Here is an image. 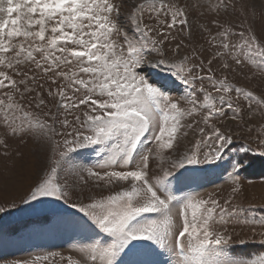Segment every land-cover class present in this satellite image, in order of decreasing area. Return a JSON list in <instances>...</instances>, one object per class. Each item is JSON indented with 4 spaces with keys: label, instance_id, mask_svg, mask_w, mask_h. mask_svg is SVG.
I'll return each instance as SVG.
<instances>
[{
    "label": "snow or ice",
    "instance_id": "6c2138e0",
    "mask_svg": "<svg viewBox=\"0 0 264 264\" xmlns=\"http://www.w3.org/2000/svg\"><path fill=\"white\" fill-rule=\"evenodd\" d=\"M243 7L0 0V154L25 135L42 141L48 163L19 203L53 205L46 223L74 229L67 264H264V251L235 250L247 243L237 227H264V203L240 176L248 154L264 157V26L247 24ZM45 107L46 120L33 112ZM86 149L98 159L86 163ZM200 165L223 168L226 189L201 191ZM91 181L119 190L85 196ZM9 209L26 211L12 200L0 214Z\"/></svg>",
    "mask_w": 264,
    "mask_h": 264
},
{
    "label": "rangeland",
    "instance_id": "374dc122",
    "mask_svg": "<svg viewBox=\"0 0 264 264\" xmlns=\"http://www.w3.org/2000/svg\"><path fill=\"white\" fill-rule=\"evenodd\" d=\"M188 2L195 3L196 0H188ZM240 3L244 6L240 12L241 17L259 32L261 27L264 26V0H240ZM192 23L195 30L196 22L194 19ZM197 37L196 47L198 48L203 43L204 47L207 48L208 46L204 42L205 38H200L199 34H197ZM205 55H208V53H205ZM246 71L248 70L246 69ZM250 71L255 73L257 69L252 68ZM166 75V73H154V79L165 84L171 90L173 96L179 95L176 85L170 79H166ZM242 75H238L237 78L240 79ZM48 111L47 107L33 109L34 114L45 120L47 117L44 116V113ZM69 119H72V117H69ZM57 138L59 139V137ZM8 144L9 156L5 158L0 154V206L15 200L18 208L26 209V211L9 209V215L0 214V264H8V262L14 260H28L31 262L37 256L42 258L40 264H67L68 256H72L74 259L78 257V251L69 246L74 238L78 242L74 229L65 225L54 227L46 223L45 218H50L53 215V205H49L46 210L34 212L28 209L27 205L19 203L20 198L46 167L49 153L42 147V141L33 135H25L19 139L9 140ZM2 152L3 148H0V153ZM82 152L86 163L98 159L92 154L91 149L82 150ZM245 159L248 161V166L245 171L240 173L245 192L252 202L264 203V157L250 153ZM159 163L156 160V164ZM194 167L206 169L204 172L195 174L199 183L202 184L201 191L211 192L217 189L221 191L226 189L227 185L224 182L229 179V176L224 173L223 168L210 165ZM158 170L157 167L152 169L153 172H158ZM68 178L71 181L72 177ZM117 190H119L118 187H105L102 182L97 187L95 181H91L83 187L85 196L93 195L97 198L100 195L111 194ZM72 198L76 199V196ZM47 199L52 200L53 198ZM54 203L61 204L62 202L55 201ZM69 211L74 210L70 209ZM260 213L261 210L258 209L257 214ZM26 225L27 227H25ZM13 232L16 234L11 235ZM236 232L240 234L241 238L247 240V243L243 245H235L236 252L254 255L259 251H264V246L259 243L262 238L260 233L264 232V227L258 225L240 226L236 228ZM44 256H47L48 259L43 260Z\"/></svg>",
    "mask_w": 264,
    "mask_h": 264
}]
</instances>
